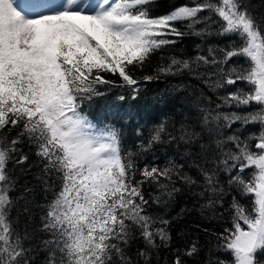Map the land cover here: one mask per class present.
<instances>
[{
  "label": "snow or ice",
  "instance_id": "6c2138e0",
  "mask_svg": "<svg viewBox=\"0 0 264 264\" xmlns=\"http://www.w3.org/2000/svg\"><path fill=\"white\" fill-rule=\"evenodd\" d=\"M153 2L0 0V264H153L161 248L171 264H187L198 242L172 247L170 221L149 211L185 190L202 217L230 220L222 231L203 229L212 238L206 264H264V0H192L159 16ZM185 35L226 42L134 75ZM183 75L196 83L175 88L185 93L182 118L155 124L138 151L123 147L107 117L90 116L93 102L119 87L126 92L106 112L134 119L120 113L142 81ZM158 146L177 158L137 163ZM17 172L37 185L25 182L14 198ZM145 185L157 194L146 198ZM135 241L142 247L132 252Z\"/></svg>",
  "mask_w": 264,
  "mask_h": 264
},
{
  "label": "trees",
  "instance_id": "16d2710c",
  "mask_svg": "<svg viewBox=\"0 0 264 264\" xmlns=\"http://www.w3.org/2000/svg\"><path fill=\"white\" fill-rule=\"evenodd\" d=\"M192 0H154L149 5L150 14L153 16L164 15L182 4H189ZM253 3H259V0H253ZM181 30H186L183 25H177ZM199 27V26H198ZM225 39L217 36H208L207 38H201L193 35H185L183 38L178 39L175 45L166 47L162 50L154 53L143 69L134 70V75L139 79L144 75H154L157 66L168 62V57L176 56L177 58H189L197 54H206L208 46L221 45L225 43ZM200 45V48H197ZM243 63V59L239 61ZM105 78L115 81L116 85L121 83L118 76L112 74H104ZM196 82L191 80L187 75L183 76H167L161 77L159 80H153L151 82H141L140 95L136 100H128L124 104V108L121 110L120 115H123L124 111H130L134 116V119L122 120L118 116L108 114L106 112V104L114 100L116 94L126 92L125 89L119 87H112L105 97L97 98L89 110L90 116L94 120L107 117V122L114 123L117 128L122 132V145L129 151H138L141 140H146L152 127L160 121L170 118L179 120L182 118V113L185 111L183 105L185 103V93L175 91L177 85L181 84H195ZM104 87L102 86V90ZM139 128L141 133L139 136L136 134V129ZM11 135H15L13 132ZM25 152L30 155L32 160H35V156L25 146ZM176 149L168 148L166 146H158L153 151L145 153L137 163L143 166L145 163L157 164L163 167L169 159H176ZM183 157H179L181 163H183ZM37 168L32 169V173L37 172ZM185 171H190L188 168ZM32 173L21 174L19 172L16 175L19 177L17 191L12 193L15 198L19 196L22 191L25 182L30 187L37 185V182L33 178ZM191 174L195 175V171L191 170ZM179 186V185H178ZM144 192L146 198L149 196H155L157 193L153 187L149 185L144 186ZM35 201L37 204L44 202V194L40 191L39 187H35ZM241 203L248 205V198L238 197ZM231 201V196H228L225 200V208ZM22 203V202H21ZM35 211V209H34ZM149 211L156 216L163 217L170 221L168 230L172 235V247L185 246L192 241L198 242L201 247L199 254L193 258L187 259V264H206L209 258V251L212 248V244L209 241L212 239L208 233H205L203 229L207 228L209 233L219 232L223 230V227H227L230 224V220H209L206 217H202L199 210V203L194 199L190 193L186 190L178 193L172 200L167 201L164 204L156 205L152 204ZM223 211V210H221ZM17 215L16 209H13L12 216ZM224 216L227 218L228 213L224 212ZM24 217L20 218L19 226H23ZM38 221V217H37ZM214 242V241H213ZM137 247H142L139 241H135L132 245V252ZM211 256L214 258L220 256L226 258L222 253L212 251ZM172 253L170 249L161 248L158 256L153 258V264H171Z\"/></svg>",
  "mask_w": 264,
  "mask_h": 264
},
{
  "label": "rangeland",
  "instance_id": "374dc122",
  "mask_svg": "<svg viewBox=\"0 0 264 264\" xmlns=\"http://www.w3.org/2000/svg\"><path fill=\"white\" fill-rule=\"evenodd\" d=\"M18 3H23V0H17ZM84 2H89V3H94L96 2V0H84ZM247 202L249 203L250 202V198H248Z\"/></svg>",
  "mask_w": 264,
  "mask_h": 264
}]
</instances>
